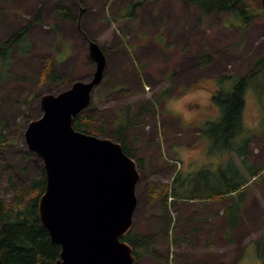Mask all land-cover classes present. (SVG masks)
Returning a JSON list of instances; mask_svg holds the SVG:
<instances>
[{
    "label": "rangeland",
    "instance_id": "obj_1",
    "mask_svg": "<svg viewBox=\"0 0 264 264\" xmlns=\"http://www.w3.org/2000/svg\"><path fill=\"white\" fill-rule=\"evenodd\" d=\"M55 1L28 0L19 7L13 0H0V23L16 28L15 33L0 35V44L10 40L20 27L41 25L31 36L30 56L17 54L8 66L0 54V134L13 145L0 154V200L5 202L14 198L11 181L26 189L33 179L43 177L44 162L29 150L25 138L29 123L43 115L42 97L58 95L76 81H89L96 71L89 45H84L75 51L78 61L71 66V70L76 68L74 73L61 72L66 63H59L61 56L58 61L53 58L60 46L53 47L51 40L55 35L51 30H57L58 25L44 12L45 5ZM132 2L126 0V6ZM83 4L97 8L98 0H84ZM147 4L157 27L142 23L141 9L135 15L134 7H126V78L113 75L109 67L91 105L82 113L93 116L97 123L105 118L109 127L105 137L118 142L115 131L126 122L129 108L138 113L149 108V102L162 98L127 133V146L145 159L144 169H139L133 229L142 235H157L153 247L158 256L145 253L134 264H264L259 249L264 243V171L258 179L251 174L264 165V79H257L259 88L246 93L240 134L233 132V126L221 127L223 112L213 101L220 75L246 77L264 57L262 0H250L257 16L245 31L240 15H204L187 0H148ZM37 14L41 18L34 22ZM28 34L30 39V31ZM24 48L22 44V51ZM206 56L212 57V62L201 68L200 61ZM47 58L64 81L38 85V73ZM189 87L198 88L206 97L200 98L205 99L203 105H189L198 114L184 122L168 110L167 102ZM90 133L104 137L96 126ZM247 139L251 141L246 148ZM177 177L176 188L184 197L195 196L197 190L199 196H207L208 190H226L246 179L248 185L238 195L217 201L182 198L170 208L172 221L165 224L161 203L150 199L148 186L172 185ZM233 199L234 210L245 201L230 239L221 229L229 217L225 208Z\"/></svg>",
    "mask_w": 264,
    "mask_h": 264
},
{
    "label": "water",
    "instance_id": "obj_2",
    "mask_svg": "<svg viewBox=\"0 0 264 264\" xmlns=\"http://www.w3.org/2000/svg\"><path fill=\"white\" fill-rule=\"evenodd\" d=\"M89 54L96 66L93 77L44 95L43 115L25 133L29 150L44 162L39 216L52 242L61 246L55 264H134L133 249L121 237L133 229L138 164L120 143L73 126L105 77L104 50L90 42Z\"/></svg>",
    "mask_w": 264,
    "mask_h": 264
},
{
    "label": "trees",
    "instance_id": "obj_3",
    "mask_svg": "<svg viewBox=\"0 0 264 264\" xmlns=\"http://www.w3.org/2000/svg\"><path fill=\"white\" fill-rule=\"evenodd\" d=\"M192 7L202 11L204 15H210L214 12L231 14L238 17L246 30L248 23L253 21L257 16L254 13V8L250 4V0H187ZM243 7V11L239 7ZM60 9V13H59ZM58 17L62 21L72 22L75 17L71 13V9L67 6L59 5L57 8ZM62 12V13H61ZM41 15L35 19L34 22L39 21ZM30 27H20L13 37L0 44V54L7 60L8 66L13 62L17 54H22L28 57L33 53V46L29 42ZM90 43V40H88ZM22 44L26 46L22 51ZM11 45V46H10ZM7 47V48H6ZM104 52L105 49H103ZM6 55V56H5ZM43 66L38 73L39 82L42 83H59L64 81L63 77L54 71V65L50 58L45 59ZM212 62V57L206 56L200 61L201 68L209 65ZM7 66V68H8ZM106 76V72H105ZM262 77L264 79V57L258 59L256 62V69L252 70L246 77L231 76L222 74L217 79V88L213 93V101L222 110L224 121L223 126L234 127L233 132L243 130V117L246 107V93L250 89H258L257 79ZM2 80L0 79V84ZM168 91H166L167 93ZM36 99V94L33 96ZM162 98H157L155 102H149V108L142 109L140 112H134L132 107L127 111L126 122L120 123L115 131L124 152L134 160L137 159L139 169H144L145 159L138 157L137 151L134 148L127 146L128 131L133 129L138 124L139 118L145 111H150L151 107H155L156 103H161ZM130 109H132L130 111ZM128 113H131L129 115ZM74 128L83 133H90L93 126L97 127V131L104 137L108 134V126L105 118L100 122H95L93 116L80 115L74 119ZM238 131L236 134H240ZM222 133V131H220ZM249 139L245 140L246 148L250 144ZM13 145L0 134V154L8 149H12ZM264 171V165L257 171L252 172V176L258 179L259 175ZM221 176L225 177L223 173ZM225 179V178H224ZM176 181L171 185H159L157 183H150L148 186V194L153 202H160L163 210V219L165 224L172 221V213L170 208L177 204L182 198L192 201L212 200L217 201L222 198H232L233 195H238L240 190L247 188V179L241 184L229 185L226 190H221L217 187L213 190H208L209 195L199 196L198 190L195 196L184 197L176 188ZM227 183V182H226ZM11 186L14 190V198L10 202L0 200V264H55L61 257V246L52 242L48 230L42 225L39 216V200L45 193L46 189V175L43 170V177L40 179H33L31 184L26 189H21L11 181ZM205 190V189H204ZM199 191H201L199 189ZM207 192V190H205ZM246 199V198H245ZM240 201V205L244 203ZM235 199L231 204L225 208L226 215L230 218V226L232 229L236 228L239 221V213L243 204L233 209ZM155 234L142 235L135 229L121 237V240L128 243L133 249V255L136 261H139L145 253L153 256H158L153 247L156 239ZM231 239V235L228 233ZM260 258L264 259V243L259 247ZM224 264V263H221Z\"/></svg>",
    "mask_w": 264,
    "mask_h": 264
},
{
    "label": "crops",
    "instance_id": "obj_4",
    "mask_svg": "<svg viewBox=\"0 0 264 264\" xmlns=\"http://www.w3.org/2000/svg\"><path fill=\"white\" fill-rule=\"evenodd\" d=\"M27 1L28 0H13V5L15 4L22 7V3H26ZM83 1L84 0H56L53 5H51V3L45 5L44 12L45 14H49V21H56L58 25L57 30L50 29L55 32V35H53L51 39L53 40V47L60 46V50L54 52L53 58L58 61L57 59L61 56L62 58L59 59L61 62L59 63H66L62 68V73H66L67 71H72L74 73L73 69L76 70V68H72L71 70V66L76 65L78 61L75 51L80 46L89 45L88 40H90L98 43L103 49H105L107 63L106 70L110 67L113 75H123L126 78V7H134L135 10H137L135 15H137L138 10L141 9L143 15L142 23L146 26L156 28L157 21H152L151 19L155 18L152 16L153 11L148 8V0H133V2L127 6L126 0L122 3L120 0H109V3H105V5L104 1L98 0L97 8L87 7L83 4ZM138 1H142V3ZM59 5L69 7L75 20L69 22L62 21L58 18L56 13ZM131 16H134V14ZM128 19L130 20V18ZM38 27H41V25L33 24L30 28L29 42L31 44V36L33 35L34 30ZM15 29L12 28L11 30L6 24L0 23V35L6 36L8 35V32L15 33ZM36 32L39 33L40 31L37 30ZM161 40L163 41L162 38ZM54 71L60 75V73L56 71L55 66ZM226 221V227L221 229V233H223V235L229 233L232 236L237 230L238 224L236 228L232 229L230 226V218L227 217ZM217 235L218 233L216 232V236Z\"/></svg>",
    "mask_w": 264,
    "mask_h": 264
},
{
    "label": "clouds",
    "instance_id": "obj_5",
    "mask_svg": "<svg viewBox=\"0 0 264 264\" xmlns=\"http://www.w3.org/2000/svg\"><path fill=\"white\" fill-rule=\"evenodd\" d=\"M206 93L195 87H189L183 94L172 97L167 102L168 110L176 117L184 122L192 121L197 116V111H194L189 105L205 103Z\"/></svg>",
    "mask_w": 264,
    "mask_h": 264
},
{
    "label": "bare ground",
    "instance_id": "obj_6",
    "mask_svg": "<svg viewBox=\"0 0 264 264\" xmlns=\"http://www.w3.org/2000/svg\"><path fill=\"white\" fill-rule=\"evenodd\" d=\"M45 3V2H44ZM59 13H60V9H59ZM62 13V12H61ZM38 15V14H37ZM60 17V16H59ZM35 21V20H34ZM13 39H14V37H13ZM11 46V45H10ZM7 48V47H6ZM6 56V55H5Z\"/></svg>",
    "mask_w": 264,
    "mask_h": 264
}]
</instances>
